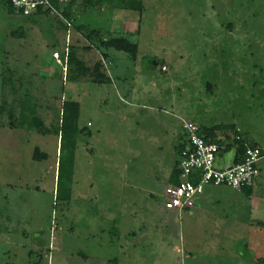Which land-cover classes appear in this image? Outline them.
Wrapping results in <instances>:
<instances>
[{"label": "rangeland", "instance_id": "1", "mask_svg": "<svg viewBox=\"0 0 264 264\" xmlns=\"http://www.w3.org/2000/svg\"><path fill=\"white\" fill-rule=\"evenodd\" d=\"M90 1L63 28L0 0V264H264L263 185L164 208L183 123L232 124L264 151V0H139L140 12ZM119 37L135 60L101 46ZM70 53L110 81L79 76ZM65 101L90 132L68 204L55 200Z\"/></svg>", "mask_w": 264, "mask_h": 264}, {"label": "built area", "instance_id": "2", "mask_svg": "<svg viewBox=\"0 0 264 264\" xmlns=\"http://www.w3.org/2000/svg\"><path fill=\"white\" fill-rule=\"evenodd\" d=\"M71 0H9L15 14L22 18L48 12L67 23L62 11ZM165 71L166 67L161 66ZM237 132L240 130L236 129ZM186 146L181 150L178 159L179 178L176 184H168L164 191V208L166 211L189 210L195 206L196 199L204 193L206 187H225L241 190L252 187L259 176V162L264 157L259 147L245 145L242 159L238 163L218 167L217 157L221 153H233L234 149L226 150L225 144L211 142L200 134V127L193 122H185L182 126ZM231 140H240L238 135L226 132ZM225 136L219 134L217 141Z\"/></svg>", "mask_w": 264, "mask_h": 264}, {"label": "trees", "instance_id": "3", "mask_svg": "<svg viewBox=\"0 0 264 264\" xmlns=\"http://www.w3.org/2000/svg\"><path fill=\"white\" fill-rule=\"evenodd\" d=\"M77 0H71L69 5L62 11V15L67 20H70L72 16V8L75 6ZM106 1V0H103ZM111 1V0H110ZM117 6L122 7L123 9L127 10H133V11H139L142 7L141 1L139 0H116ZM88 3V7H92L93 1L86 0L83 1L82 4ZM97 3V1L95 2ZM103 3V2H101ZM100 3V4H101ZM8 12L14 13L13 8L10 5L9 0H6L5 3ZM48 12H38L35 16H30L27 18H24L25 20H36V18L39 17H48ZM58 19L61 26L63 28H67V25L64 24V21L60 19L57 16H54ZM101 46L105 49H113L118 52H123L130 56L132 60H135L137 54H138V45L136 43H132L128 41V39L119 37V38H109L105 42L101 44ZM68 62L73 65L75 71L78 73L79 76H86L87 74L92 76V80L97 84H105L108 83L110 80L101 74L100 72V64H95L92 69L86 67L83 62L77 59L76 55L74 53H70L67 57ZM160 64L161 66L164 65V62H157L155 61L154 65ZM151 65V64H150ZM152 67V65H151ZM161 68V67H160ZM162 71V70H161ZM6 102L3 101L1 104L0 112L2 113L6 109ZM62 110V120H61V126H60V158L58 160L57 164V175H56V189H55V200L58 203H66L68 204L71 195H72V177H73V166H74V156L76 151V144L78 140L79 134L83 136H90V132L79 130L78 129V118H79V105L77 102L74 101H65L62 103L61 106ZM14 117V112H9V118ZM200 127V134L203 135L206 139H208L211 142H218L220 144H225V149L228 151L230 149H234V163H238L241 161L242 156L245 151V145L249 147H258L255 143L250 142L247 140L243 135L242 132H237L234 125H215L211 127L207 126H199ZM35 129H42L44 132L47 130L44 128L43 123L36 119L34 120V126ZM226 132H230L233 135H238L240 137V140H233L232 143H230V136L225 135ZM224 135V139H220L217 141L218 135ZM186 146V140L185 135L180 137L179 143L176 144L174 147L175 153L177 154V157H179V154L182 149H184ZM263 153V151L261 150ZM39 157H44V155H38L37 150H35L33 158L36 160ZM179 159V158H178ZM179 178V170H178V160L175 162V166L173 170L171 171V174L169 176L168 181L171 184H176L178 182ZM251 187L243 188L242 192L250 196L251 195Z\"/></svg>", "mask_w": 264, "mask_h": 264}, {"label": "crops", "instance_id": "4", "mask_svg": "<svg viewBox=\"0 0 264 264\" xmlns=\"http://www.w3.org/2000/svg\"><path fill=\"white\" fill-rule=\"evenodd\" d=\"M82 2L84 1V0H81ZM103 7V6H102ZM90 8H93V7H90ZM103 11H105V9H103ZM37 19V18H36ZM35 20V19H34ZM104 51V50H103ZM111 51H114V52H116L115 50H113V49H107V51H106V53L107 54H111ZM118 52V51H117ZM104 53V52H103ZM123 53V52H122ZM163 66H165V65H163ZM113 69H114V66L112 67ZM166 71V70H165ZM165 71H163V72H165ZM117 77V76H116ZM116 79H120L119 77H117ZM129 93H130V91H129ZM132 94V93H131ZM193 123H195V122H193ZM197 124V123H196ZM199 126H201L200 124H198ZM184 134H183V132H181V134L178 136V138H177V140H176V143H175V145L177 144V143H179V141H180V137L181 136H183ZM252 142V141H251ZM253 143H255L260 149H261V147L256 143V142H254L253 141ZM262 151H263V149H261ZM263 154H264V151H263ZM233 162V153L232 152H228V153H221L218 157H217V160H216V165L218 166V167H221V166H227V165H230L231 163ZM168 184H170V182L168 181ZM167 184V185H168ZM257 184H260V185H263L264 186V157L260 160V162H259V176L256 178V180H255V182H254V184H253V186H252V189H251V195H254L255 194V192H256V190H258L257 189V187H256V185ZM213 186H209V187H206L205 188V190H204V193L202 194V195H206L205 196V199H206V202H207V200H209V199H211L212 198V193H206L207 191L206 190H208V189H210V188H212ZM213 188H217V187H213ZM258 188H260V187H258ZM198 199V198H197ZM196 199V202H195V206H194V208L195 209H197L198 211L202 208L201 207V202H200V200L198 201Z\"/></svg>", "mask_w": 264, "mask_h": 264}]
</instances>
